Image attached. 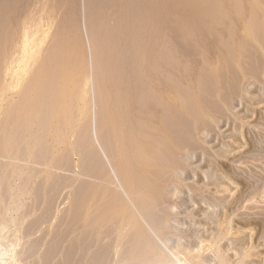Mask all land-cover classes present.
<instances>
[{"label":"rangeland","instance_id":"obj_1","mask_svg":"<svg viewBox=\"0 0 264 264\" xmlns=\"http://www.w3.org/2000/svg\"><path fill=\"white\" fill-rule=\"evenodd\" d=\"M0 234V264H264V0H0Z\"/></svg>","mask_w":264,"mask_h":264},{"label":"crops","instance_id":"obj_2","mask_svg":"<svg viewBox=\"0 0 264 264\" xmlns=\"http://www.w3.org/2000/svg\"><path fill=\"white\" fill-rule=\"evenodd\" d=\"M92 137L94 139V129L92 130ZM89 142H90L89 139L82 140V143H85V144H88ZM76 152H78V151H76ZM85 161H86L85 171L84 170H83V172L79 171V175L82 178H88L90 181L91 180L94 181V153L92 151L90 152L89 155H87ZM71 175L79 176L77 174V171H75L74 173H71ZM74 187H75L74 188V197L75 198H82V195L90 193V190L93 189V186L90 184L82 185L80 188H76V186H74ZM78 208H79V206L77 204H75V208H74L75 213L78 212Z\"/></svg>","mask_w":264,"mask_h":264},{"label":"bare ground","instance_id":"obj_3","mask_svg":"<svg viewBox=\"0 0 264 264\" xmlns=\"http://www.w3.org/2000/svg\"><path fill=\"white\" fill-rule=\"evenodd\" d=\"M262 64V63H261ZM255 68L257 69V77H260L261 76V74H260V70L262 71V69H261V65H260V63H256V66H255ZM263 68V67H262ZM261 132V131H260ZM257 135V134H256ZM260 147V146H259ZM260 149L261 148H259V150H258V156L257 157H259L260 155H261V151H260ZM263 154V153H262ZM260 158V157H259ZM258 161V160H257ZM1 235V234H0ZM2 237V236H1ZM2 254V253H1ZM109 255V254H108ZM2 256L0 255V258H1ZM4 258V257H3ZM2 259V258H1ZM2 261H3V259H2ZM178 261V260H177ZM1 263V262H0ZM179 264H182V263H179ZM184 264V263H183ZM186 264V263H185Z\"/></svg>","mask_w":264,"mask_h":264}]
</instances>
